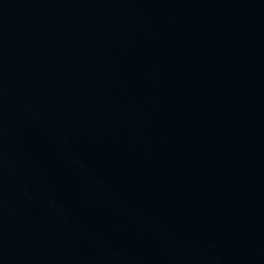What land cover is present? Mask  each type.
Instances as JSON below:
<instances>
[{
  "label": "water",
  "instance_id": "1",
  "mask_svg": "<svg viewBox=\"0 0 264 264\" xmlns=\"http://www.w3.org/2000/svg\"><path fill=\"white\" fill-rule=\"evenodd\" d=\"M0 264H264V0H0Z\"/></svg>",
  "mask_w": 264,
  "mask_h": 264
}]
</instances>
